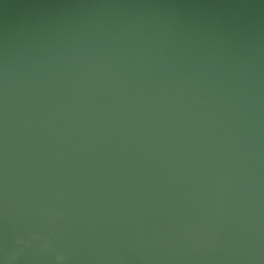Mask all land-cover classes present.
<instances>
[{
	"label": "water",
	"instance_id": "water-1",
	"mask_svg": "<svg viewBox=\"0 0 264 264\" xmlns=\"http://www.w3.org/2000/svg\"><path fill=\"white\" fill-rule=\"evenodd\" d=\"M0 264H264V0H0Z\"/></svg>",
	"mask_w": 264,
	"mask_h": 264
},
{
	"label": "clouds",
	"instance_id": "clouds-1",
	"mask_svg": "<svg viewBox=\"0 0 264 264\" xmlns=\"http://www.w3.org/2000/svg\"><path fill=\"white\" fill-rule=\"evenodd\" d=\"M60 259H62V257H60Z\"/></svg>",
	"mask_w": 264,
	"mask_h": 264
}]
</instances>
